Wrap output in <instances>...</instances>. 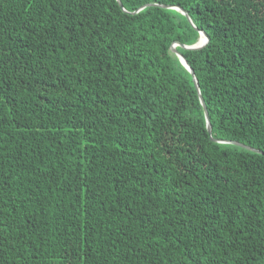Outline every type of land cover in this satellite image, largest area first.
<instances>
[{"label": "trees", "instance_id": "1", "mask_svg": "<svg viewBox=\"0 0 264 264\" xmlns=\"http://www.w3.org/2000/svg\"><path fill=\"white\" fill-rule=\"evenodd\" d=\"M120 1L0 0V264H264V0Z\"/></svg>", "mask_w": 264, "mask_h": 264}, {"label": "water", "instance_id": "2", "mask_svg": "<svg viewBox=\"0 0 264 264\" xmlns=\"http://www.w3.org/2000/svg\"><path fill=\"white\" fill-rule=\"evenodd\" d=\"M119 2H120V4H122V2L120 0H119ZM164 6L165 7H172V8L180 10L182 13L186 14L188 16L189 20L193 23V21L190 19L189 15L187 13V11L184 10L183 8H181L180 6H175V5H164ZM208 41H209L208 34L206 32H204L203 30H200V38L198 39V41L196 43H194L193 45H184V44H181V45H183L184 47H187V48L197 49V48L203 47ZM179 44H180L179 42H175V43H173L171 48L177 54V56L180 58L181 62L184 64V66L193 74V80H194L195 86L197 87V89H199L198 81H197L196 77L194 76V70L190 66V64L187 61V59L185 58V56L181 52H179L177 50V48H176V46L179 45ZM200 100H201V102H202V104H203V106L205 108V111H206V119H207L208 131H209V133H212V125H211V122H210V118H209V115H208V111H207V107H206L205 101H204L202 96H200ZM211 138L216 140L213 137H211ZM232 142H234L236 144H239L241 146L256 150L255 148H253V147H251L249 145L243 144L241 142H238V141H232ZM257 151H259V150H257Z\"/></svg>", "mask_w": 264, "mask_h": 264}]
</instances>
